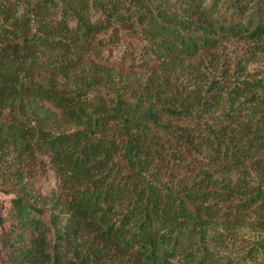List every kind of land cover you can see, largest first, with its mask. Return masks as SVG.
I'll list each match as a JSON object with an SVG mask.
<instances>
[{"label":"trees","instance_id":"1","mask_svg":"<svg viewBox=\"0 0 264 264\" xmlns=\"http://www.w3.org/2000/svg\"><path fill=\"white\" fill-rule=\"evenodd\" d=\"M0 190V264L264 262V0H0Z\"/></svg>","mask_w":264,"mask_h":264},{"label":"rangeland","instance_id":"2","mask_svg":"<svg viewBox=\"0 0 264 264\" xmlns=\"http://www.w3.org/2000/svg\"><path fill=\"white\" fill-rule=\"evenodd\" d=\"M242 54V51H241ZM257 65H260L258 63ZM37 185L42 191V194L44 195H49L52 191H55L57 189L58 182L56 181V178L54 177L53 173L51 171H48L44 176H40L37 180ZM11 196H6L3 193V190H0V207L3 208L4 214L7 215L10 208H11ZM244 241H250V240H255V235L247 232L244 233ZM242 241V239L240 240ZM239 244H242V242H239ZM239 244H232L230 249H229V254L235 255V254H243L241 250V246ZM254 264H264L261 260L258 262H255Z\"/></svg>","mask_w":264,"mask_h":264}]
</instances>
